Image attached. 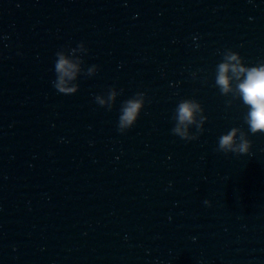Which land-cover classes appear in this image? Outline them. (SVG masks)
I'll list each match as a JSON object with an SVG mask.
<instances>
[{"label":"clouds","instance_id":"clouds-1","mask_svg":"<svg viewBox=\"0 0 264 264\" xmlns=\"http://www.w3.org/2000/svg\"><path fill=\"white\" fill-rule=\"evenodd\" d=\"M6 37L0 36V39ZM88 53V48L83 41L77 42L76 47L68 52L58 49L55 53L52 71L54 79L52 87L64 95L75 94L78 86L74 81L81 71V57L73 55L74 52ZM97 68L96 64L90 66L87 71L92 74ZM215 84L222 94L232 93L246 107L244 123L251 134L264 133V61L255 64H245L243 58L236 51L226 48L221 61L216 65ZM114 92H109L107 100L96 97L97 103L110 106ZM144 106L143 93H135L125 100L120 107L117 116V131L124 133L137 121ZM201 112L200 105L192 99H182L176 105L174 125L171 133L180 139L189 138V127L196 124L199 127L203 116L197 119ZM251 142L238 128H230L217 139V148L225 154H248ZM207 200L204 201L206 203Z\"/></svg>","mask_w":264,"mask_h":264},{"label":"water","instance_id":"water-1","mask_svg":"<svg viewBox=\"0 0 264 264\" xmlns=\"http://www.w3.org/2000/svg\"><path fill=\"white\" fill-rule=\"evenodd\" d=\"M0 264H32L0 211Z\"/></svg>","mask_w":264,"mask_h":264}]
</instances>
